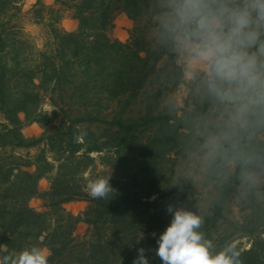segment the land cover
I'll return each instance as SVG.
<instances>
[{"label":"trees","instance_id":"1","mask_svg":"<svg viewBox=\"0 0 264 264\" xmlns=\"http://www.w3.org/2000/svg\"><path fill=\"white\" fill-rule=\"evenodd\" d=\"M22 1L0 0L1 264L34 246L49 251L48 264H133L140 248L148 264H163L160 235L175 210L189 212L198 200L194 175L176 181V160L215 136L222 146L206 175L215 209L196 230L212 242L216 215L251 168L264 167V113L230 127L232 106L207 92L202 73L187 83L189 96L178 106L184 66L160 38V0H54L47 19L36 12L49 28L43 49L22 31ZM118 10L135 22L127 42L112 34ZM66 12L79 21L77 31L61 27ZM35 123L45 133L26 137ZM37 146V156L17 153ZM107 177L113 191L92 199L87 183ZM43 178L51 181L45 192ZM34 198L44 211L32 206ZM252 199L241 225L251 247L231 248L225 238L219 251L234 264H264L263 186ZM77 201L90 203L79 215L66 207ZM81 223L89 227L85 235Z\"/></svg>","mask_w":264,"mask_h":264},{"label":"clouds","instance_id":"2","mask_svg":"<svg viewBox=\"0 0 264 264\" xmlns=\"http://www.w3.org/2000/svg\"><path fill=\"white\" fill-rule=\"evenodd\" d=\"M160 7L162 42L170 44L184 64L186 80L202 73L207 92L232 106L230 127H244L249 115L264 113V0H160ZM208 146L220 149L222 138H209ZM86 191L92 199H103L113 190L107 177L89 181ZM167 212L173 208L168 206ZM201 223L191 212L174 211L157 241L156 255L163 264H234L226 252L210 254V243L196 231ZM137 251L133 264H148L146 250ZM48 256L34 246L11 264H48Z\"/></svg>","mask_w":264,"mask_h":264},{"label":"rangeland","instance_id":"3","mask_svg":"<svg viewBox=\"0 0 264 264\" xmlns=\"http://www.w3.org/2000/svg\"><path fill=\"white\" fill-rule=\"evenodd\" d=\"M21 6L23 8V14L19 19V23L23 33L34 45L39 49H43L49 37V28L47 27V21L38 22V20H36V12H42L47 19L49 17V9L47 8L56 6L54 0H23ZM122 15H124V18H122ZM113 21V36L116 38V30L117 32L120 31L125 34H127L128 31L130 39L132 31L135 28V22L122 10H118L114 13ZM60 25L65 30L77 31L79 28V21L74 18L72 13L66 12ZM180 62L184 66L181 60ZM189 82V80H186V84L182 85L174 95V99L180 107L184 106V99L189 96L187 85ZM45 109L49 110L50 107L47 105ZM56 124H58V122H56ZM44 133L45 128L37 123L31 124L24 129V134L28 138H39ZM262 138L264 139V133L262 134ZM42 149L43 146L30 149L21 148L17 150V153L18 155H30L34 157L40 154ZM216 152L217 150L212 151L207 144L186 153V155L179 156L176 160V181H178L177 179L188 181L189 175H194L198 181L196 187V194L198 196L195 194L198 200L194 206L190 207L189 212L197 217H201L200 219L204 217L207 218V216L212 213L211 211L215 209V206H213L214 197H211V192L213 193L212 195L215 193V191H212L214 187L211 185V181L208 182L206 175L208 174L210 163L213 161ZM94 156L97 157V155ZM102 169L103 168L100 166V170ZM87 176L90 175L88 174ZM262 186L264 187V167L254 165L245 179L240 182L238 192L232 194L230 201L226 203V207L216 215L215 223L211 225V231L214 233V239L212 242H209L211 245L209 248L211 255L219 253L227 244L225 238L231 239V248L238 246L242 249H249L251 247L252 240L249 236L244 234L243 231L246 227L244 226L245 228H243L241 225L248 222L247 216L250 214L253 207V193ZM39 188L42 192L48 191L51 188V181L46 179L43 184H39ZM83 202L85 203L84 211H86L90 203L86 201ZM35 203L36 202H33V205H35ZM88 228L86 223H81L78 228V233L85 235L88 232ZM46 251L49 253L48 250Z\"/></svg>","mask_w":264,"mask_h":264},{"label":"crops","instance_id":"4","mask_svg":"<svg viewBox=\"0 0 264 264\" xmlns=\"http://www.w3.org/2000/svg\"><path fill=\"white\" fill-rule=\"evenodd\" d=\"M122 18H124V15H122ZM129 32L127 31V34L123 33V32H117L116 30V38L123 41V42H127L128 39H129ZM47 178H43L41 181H40V184H43L45 181H46ZM41 190V189H40ZM42 191V190H41ZM40 198H34L32 201H31V204L34 208H36L37 210H40V211H44L45 210V207H44V201L41 199L39 200ZM33 202H36L35 205H33ZM67 209L69 211H71L72 213H74L75 215H79V214H82V212H84V209H85V203L83 201H77V202H71V203H68L66 205Z\"/></svg>","mask_w":264,"mask_h":264}]
</instances>
